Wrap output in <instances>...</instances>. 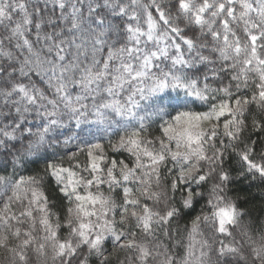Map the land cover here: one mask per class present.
I'll list each match as a JSON object with an SVG mask.
<instances>
[{"label":"snow or ice","instance_id":"snow-or-ice-1","mask_svg":"<svg viewBox=\"0 0 264 264\" xmlns=\"http://www.w3.org/2000/svg\"><path fill=\"white\" fill-rule=\"evenodd\" d=\"M249 178L264 0H0L4 264H264Z\"/></svg>","mask_w":264,"mask_h":264},{"label":"trees","instance_id":"trees-1","mask_svg":"<svg viewBox=\"0 0 264 264\" xmlns=\"http://www.w3.org/2000/svg\"><path fill=\"white\" fill-rule=\"evenodd\" d=\"M254 107V106H253ZM155 134V133H153ZM126 153L124 154V156L126 157ZM121 156H117V159H120ZM238 158L233 157V161H232V165L234 167H238V165L236 164V160ZM79 160L81 163L85 162V157L84 156H80ZM74 163V162H73ZM69 162L67 160V158H65V166H68ZM40 167H43L42 165H40ZM24 174H32L31 170L26 171ZM233 175H236V173L234 172ZM233 188L235 189V191H233L232 193H230L231 195L235 196V195H239L241 197V199L246 198L247 199V204L242 205L243 207H247L253 210V212H259L260 209L264 208V183H261L258 179L255 181H251V178H249V180L246 181H240L236 184L233 185ZM199 206H197V210H198ZM262 215H264V213H262ZM247 219V218H245ZM181 226H183V224L185 223V221H181ZM61 237L66 235V230L65 231H61L60 232ZM186 236V234H183L181 237H178V239H182L185 243H186V239H184V237ZM169 247L171 248L172 244L170 241L167 242ZM178 252L180 255L183 254V247L181 246L178 249ZM7 255V253L3 250L0 249V264H4V258ZM31 255V259H32V264H39V261L36 257V254L34 252L30 253ZM123 255V254H121ZM48 264H51V260L49 259Z\"/></svg>","mask_w":264,"mask_h":264}]
</instances>
